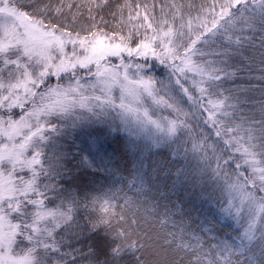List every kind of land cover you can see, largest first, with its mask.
I'll return each mask as SVG.
<instances>
[{
	"label": "snow or ice",
	"instance_id": "obj_1",
	"mask_svg": "<svg viewBox=\"0 0 264 264\" xmlns=\"http://www.w3.org/2000/svg\"><path fill=\"white\" fill-rule=\"evenodd\" d=\"M155 8L0 0V264H264V0ZM69 128L85 147L68 150ZM121 131L132 149L142 136L182 144L197 164L172 188L191 180L219 207L199 220L194 205L161 206L142 161L123 177L105 147ZM83 173L108 191L92 194ZM218 216L241 226L234 241L216 240Z\"/></svg>",
	"mask_w": 264,
	"mask_h": 264
},
{
	"label": "trees",
	"instance_id": "obj_2",
	"mask_svg": "<svg viewBox=\"0 0 264 264\" xmlns=\"http://www.w3.org/2000/svg\"><path fill=\"white\" fill-rule=\"evenodd\" d=\"M155 1L159 2V0H146V3L150 6L153 3L156 5ZM118 2L122 3L121 0H118ZM112 7L114 10L115 4H113ZM102 15H104L106 20L111 22L108 9H105ZM253 75L258 76L259 72L257 71ZM253 83L258 85L259 81H253ZM255 95L259 96V92L257 91ZM123 138L124 137L120 136L117 137V135L107 134L105 147L107 151L112 154L113 164L119 168L120 174L128 180H131L133 175L130 174V163L139 148L138 146L134 149L130 148V140L125 138L126 142H124ZM83 147H85L84 144L82 148ZM143 153L146 154L144 159L146 163L144 172L154 176L155 180L153 181V184H155L156 187H159L161 191L167 193V198L160 201L161 206L169 204V207H171V204L169 203L170 201L177 204H183L185 209H190L194 205L195 208H199L204 212V215L195 211L192 212L193 217L198 218L199 220H203L205 215H208L207 210L209 208H212L213 211H215L219 207L216 201H213L212 205L207 203L202 204L201 199L198 198L201 190L199 187H194L191 180L185 185L177 184L174 189L172 188V182L175 179V171L177 168H182V164L177 159L173 158L166 150L144 151ZM153 169L156 171L153 172ZM80 183L82 185H87L92 194L103 196L104 192L108 191L111 181L106 180L101 174H95L93 176L91 173H83L80 176ZM117 187H124L125 191H127L130 196L133 195V190L128 189L124 184H117ZM152 195H157L155 188L152 191ZM141 199L143 200V197ZM160 210L163 211V207H161ZM219 217L220 216L217 217V222L215 223L213 230V235L216 240L234 241V238L239 233L237 229L238 226L233 222L225 225L221 224L218 219ZM175 218L179 220V215ZM209 218H211V216H209Z\"/></svg>",
	"mask_w": 264,
	"mask_h": 264
},
{
	"label": "rangeland",
	"instance_id": "obj_3",
	"mask_svg": "<svg viewBox=\"0 0 264 264\" xmlns=\"http://www.w3.org/2000/svg\"><path fill=\"white\" fill-rule=\"evenodd\" d=\"M121 2L123 3L124 0H121ZM140 2H146V0H140ZM155 2H156L155 12H156L157 15H159V13H160V5L163 2V0H159V2H157V1H155ZM195 2H196L197 5H199L201 0H195ZM209 2H210V0H209ZM125 17H127V10L125 11ZM110 19H111V17H110ZM140 62H143V61H140ZM166 72H167V70L164 69L162 66H160L157 63L156 70H155V72L153 74L156 75L157 79H166ZM255 73H253V74H255ZM246 82H247V80L243 81V83H245V85H247ZM185 108L187 110L189 108V105H185ZM93 127H96V126L94 125ZM67 130L72 133L70 136H68L67 142H66V144L68 146V150L71 151V152L78 151L79 148H82L83 144L86 145L87 141L90 139L85 134V132L82 131L79 128H77L75 130L69 128ZM89 130H91V129H89ZM108 135H117V137L118 136L124 137L123 138L124 142H126L127 138L129 140L130 139H135L134 137L130 138L128 136L127 132H123V131L117 132V133H111V134H108ZM110 138H111V136H110ZM137 145H138L139 149L137 150L136 155L134 156V158L132 159V162L130 163V172H131L130 174H132V175H134L136 167L139 166L141 161L143 162V165H144V168H145L146 163H145L144 159H145L146 154L143 153L144 151H148L149 152V151H155V150H166L173 158L177 159L182 164V169L186 173H188L189 176H191V174L193 173V171H194V169L196 167V164H197L196 159L193 158V155H192V153L190 151H189L188 155L185 156V153L183 151V147L184 146L182 144L180 146V151L178 153H174V150L177 148V145H175V144H173L171 148H169L167 146H163L161 148H155V147H152L151 141L148 140L146 137H143V136L140 139L137 140ZM77 146H79V147H77ZM188 148L189 149L191 148L190 144L188 145ZM144 168H143V171H144ZM218 219H219L220 223L224 224V225L227 224V223L233 222L234 224H236L238 226L237 227L238 231L239 232L241 231V226L238 225L231 218L219 217Z\"/></svg>",
	"mask_w": 264,
	"mask_h": 264
}]
</instances>
